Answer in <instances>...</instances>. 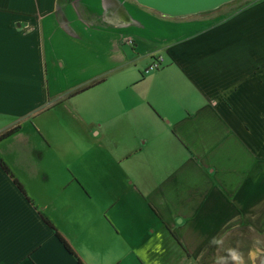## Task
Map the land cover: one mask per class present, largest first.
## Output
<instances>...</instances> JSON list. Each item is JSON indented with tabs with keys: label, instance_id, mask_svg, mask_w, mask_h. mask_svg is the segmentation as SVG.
<instances>
[{
	"label": "crops",
	"instance_id": "1",
	"mask_svg": "<svg viewBox=\"0 0 264 264\" xmlns=\"http://www.w3.org/2000/svg\"><path fill=\"white\" fill-rule=\"evenodd\" d=\"M231 4L0 0V264H207L264 207V0Z\"/></svg>",
	"mask_w": 264,
	"mask_h": 264
},
{
	"label": "rangeland",
	"instance_id": "2",
	"mask_svg": "<svg viewBox=\"0 0 264 264\" xmlns=\"http://www.w3.org/2000/svg\"><path fill=\"white\" fill-rule=\"evenodd\" d=\"M258 0H239L231 4L233 12L239 8H243ZM251 162V161H249ZM248 162V163H249ZM247 163V164H248ZM251 166L252 163H249ZM254 165V164H253ZM259 168L254 165V173L259 178L260 169L264 170V164L258 165ZM247 172L246 167H241L240 176L245 175ZM251 176V175H250ZM242 178L240 177V182ZM235 185V184H234ZM98 207V206H97ZM246 212L241 210V219L239 223L231 225L224 235L219 239L216 250L209 254L211 257L207 264H260L264 259V207H249ZM80 215H82L80 213ZM91 216L96 218L94 220L95 228H100V219L97 216H102L107 220V223L111 229L115 230L109 221L111 214H101L92 209ZM196 233L188 239L191 243L195 242L194 237ZM188 242V241H187ZM190 246V244H188Z\"/></svg>",
	"mask_w": 264,
	"mask_h": 264
},
{
	"label": "water",
	"instance_id": "3",
	"mask_svg": "<svg viewBox=\"0 0 264 264\" xmlns=\"http://www.w3.org/2000/svg\"><path fill=\"white\" fill-rule=\"evenodd\" d=\"M169 18H186L213 12L239 0H132Z\"/></svg>",
	"mask_w": 264,
	"mask_h": 264
},
{
	"label": "trees",
	"instance_id": "4",
	"mask_svg": "<svg viewBox=\"0 0 264 264\" xmlns=\"http://www.w3.org/2000/svg\"><path fill=\"white\" fill-rule=\"evenodd\" d=\"M262 0H258V1H256V2H253V3H251V4H249V5H246V6H250V5H254V4H256L257 2H261ZM209 13V12H208ZM17 129H15V130H11V131H9V132H7V133H5V134H3L2 136H0V142L2 141V140H4L5 138H8L9 136H11L15 131H16ZM58 236V238L60 239V241L63 243V245L65 246V248L70 252V253H72V254H74V252H72V250H71V248H70V246L67 244V242L58 234L57 235Z\"/></svg>",
	"mask_w": 264,
	"mask_h": 264
},
{
	"label": "built area",
	"instance_id": "5",
	"mask_svg": "<svg viewBox=\"0 0 264 264\" xmlns=\"http://www.w3.org/2000/svg\"><path fill=\"white\" fill-rule=\"evenodd\" d=\"M163 62H164L163 57L159 56V57L155 58L151 62L150 66L147 68L146 72H152V71L160 69L163 66Z\"/></svg>",
	"mask_w": 264,
	"mask_h": 264
},
{
	"label": "flooded vegetation",
	"instance_id": "6",
	"mask_svg": "<svg viewBox=\"0 0 264 264\" xmlns=\"http://www.w3.org/2000/svg\"><path fill=\"white\" fill-rule=\"evenodd\" d=\"M260 264H264V259L262 260V262Z\"/></svg>",
	"mask_w": 264,
	"mask_h": 264
}]
</instances>
